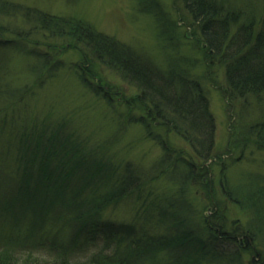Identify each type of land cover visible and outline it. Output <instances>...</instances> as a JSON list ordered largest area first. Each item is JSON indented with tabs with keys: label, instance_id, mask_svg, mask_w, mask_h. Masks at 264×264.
I'll return each instance as SVG.
<instances>
[{
	"label": "trees",
	"instance_id": "1",
	"mask_svg": "<svg viewBox=\"0 0 264 264\" xmlns=\"http://www.w3.org/2000/svg\"><path fill=\"white\" fill-rule=\"evenodd\" d=\"M179 3L198 29L204 55L212 53L224 63L227 90L236 97L262 93L264 12L257 20L252 14L241 19V12L224 0ZM136 4L153 17L160 37L168 31L174 37L177 25L171 24L157 0ZM10 6L0 2V14L13 12ZM35 20L44 37L56 43L53 58L60 50L76 48L92 63L115 72L147 107L149 121L134 122H141L149 133L154 122L160 123L186 143L191 155L164 146L163 157L145 172L101 148L87 149L81 137L66 132L63 124L34 120L19 127L17 137L7 135L0 142V264H241L245 249L256 257L257 245H248L250 240L257 242L264 229V177L251 175L248 182L253 189L231 188L223 176L218 181L223 196L253 213L250 226L242 230L229 229L209 198L200 213L191 203V184L204 190L212 187L206 162L213 152L215 128L207 98L187 70L174 59L160 70L148 57L78 18L43 13ZM6 28L0 21V46L12 44L35 57L40 66L33 71L39 66L51 73L59 67V60L21 46L22 37L6 36L11 32ZM5 62H0V71ZM6 85L0 86V96H13ZM2 119L1 132L7 115ZM257 125V143L264 147V122ZM160 179L174 182V188L167 183V192L158 193L155 186ZM132 195L150 209L146 220L162 231L138 234L129 226L119 232L120 228L102 222L110 205ZM215 244L229 245L230 251Z\"/></svg>",
	"mask_w": 264,
	"mask_h": 264
},
{
	"label": "rangeland",
	"instance_id": "2",
	"mask_svg": "<svg viewBox=\"0 0 264 264\" xmlns=\"http://www.w3.org/2000/svg\"><path fill=\"white\" fill-rule=\"evenodd\" d=\"M136 1L0 0L10 4V9L14 10L0 14V21L11 31L6 36H20L21 46L25 49L35 48L52 61H60L56 70L45 72L39 69L38 60L26 55L21 48L11 47L12 44L0 46V62L6 61L0 71V86L8 83L6 87L15 93L13 96L6 93L0 96V122L5 114L8 118L3 132L0 131V142L7 135L17 137L19 127L30 125L34 120H45L54 122V126L63 124L66 132L81 137V143L86 144L87 149L101 148L107 155L129 160L145 172L163 157L164 146H170L175 153L180 151L191 155L186 143L161 127L160 123L154 122L149 133L141 122H134L135 118L149 121L145 115L147 107L136 98L137 91L115 72L92 63L76 48L60 50L55 59L51 56L56 43L47 40L38 29L36 16L45 13L81 19L119 40L134 53L148 57L160 70L165 71L168 60L174 59L198 83L207 98L215 128L213 152L206 162L212 171L213 183L208 190L199 184H191V203L200 213L199 208L205 210L207 202L204 199L209 198L212 207L218 209L216 214H222L221 218L229 229L235 226L242 230L250 226L253 213L250 209L239 208L223 196L218 181L223 176L231 188L244 185L253 189L248 182L251 175L264 177V147L257 143L256 136L257 124L264 122V91L236 97L227 90L224 63L212 53L204 55L198 29L179 0H157L160 8L168 13L171 24L175 22L177 25L172 39L169 31L167 35L165 32V36H159V26L151 15L139 10ZM224 3L240 11L241 19L252 14L257 20L264 12V0H224ZM24 11L28 14L25 15ZM37 64L38 71L35 72L33 67ZM167 183L172 187L175 185L160 179L155 186L156 191L167 192ZM149 212L150 209L146 210L132 195L110 205L101 215V220L112 228H120L119 232L129 226H133L138 234L141 231H162L154 222L146 220ZM257 228H260L259 222ZM261 242L264 244V229L262 235L258 234L257 242L250 240L248 245H257L263 259L258 252L255 257L245 249L241 254V264H264ZM215 246L226 252L231 248L225 244ZM13 249L19 253L16 246Z\"/></svg>",
	"mask_w": 264,
	"mask_h": 264
}]
</instances>
